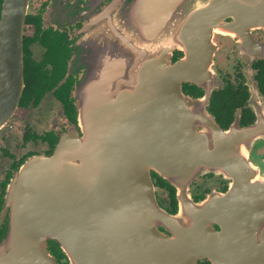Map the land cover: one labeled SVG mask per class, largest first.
<instances>
[{"label":"water","instance_id":"95a60500","mask_svg":"<svg viewBox=\"0 0 264 264\" xmlns=\"http://www.w3.org/2000/svg\"><path fill=\"white\" fill-rule=\"evenodd\" d=\"M244 3L218 0L212 29L227 27L221 22L230 15V27L242 23ZM28 6L29 0L3 1L0 61L14 68L1 74L0 127L24 88ZM209 35L202 28L196 43L205 47ZM194 47L166 73L173 78L156 76L160 70L145 61L132 89L117 96L91 91L79 107L82 135L68 131L51 156H34L16 171L0 264H61L49 251L52 240L69 264H264V166L256 156L264 122L219 125L207 109L215 79L211 63L195 61ZM183 81L206 93L185 95ZM152 169L178 187V213L157 202ZM205 172L230 178V189L197 202L189 182Z\"/></svg>","mask_w":264,"mask_h":264},{"label":"flooded vegetation","instance_id":"af4514ba","mask_svg":"<svg viewBox=\"0 0 264 264\" xmlns=\"http://www.w3.org/2000/svg\"><path fill=\"white\" fill-rule=\"evenodd\" d=\"M217 1L29 0L24 88L13 114L0 127V238L11 219V207L5 205L16 171L34 156H51L68 131L76 130L81 136L83 99L95 90L117 96L132 89L145 61L160 70L156 76L173 78V73H166L186 59L196 44L195 61L211 63L215 77L207 109L219 125L228 129L235 122L241 127L259 119L264 122V0H245V17L237 27H230L235 21L230 15L221 22L227 27L212 29ZM202 28L210 33L209 48L196 43ZM13 68L0 61V79ZM182 91L199 99L206 88L183 81ZM219 91L228 94L232 113L224 114L219 106ZM256 155L264 166V144ZM150 173L157 202L169 213H178V187L154 169ZM231 181L223 174L205 172L189 182L188 192L201 202L212 193H226ZM213 226L221 229L218 223ZM159 228L173 237L170 227ZM198 264L211 262L198 260Z\"/></svg>","mask_w":264,"mask_h":264},{"label":"trees","instance_id":"16d2710c","mask_svg":"<svg viewBox=\"0 0 264 264\" xmlns=\"http://www.w3.org/2000/svg\"><path fill=\"white\" fill-rule=\"evenodd\" d=\"M226 88H231V86L227 85ZM217 95L220 98V101L218 102L219 106L224 107L225 109L224 114L232 113L231 108L233 104L231 103L228 94H224V92L221 93L219 91ZM235 96H237V94H235ZM49 244V251H51L55 255V257L60 261V263L69 264L68 258L62 248L59 246V243L52 240Z\"/></svg>","mask_w":264,"mask_h":264},{"label":"rangeland","instance_id":"374dc122","mask_svg":"<svg viewBox=\"0 0 264 264\" xmlns=\"http://www.w3.org/2000/svg\"><path fill=\"white\" fill-rule=\"evenodd\" d=\"M257 153V152H256ZM257 156V155H256ZM257 159H258V157H257Z\"/></svg>","mask_w":264,"mask_h":264}]
</instances>
